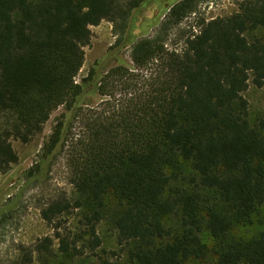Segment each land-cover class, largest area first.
Returning <instances> with one entry per match:
<instances>
[{"label":"trees","instance_id":"16d2710c","mask_svg":"<svg viewBox=\"0 0 264 264\" xmlns=\"http://www.w3.org/2000/svg\"><path fill=\"white\" fill-rule=\"evenodd\" d=\"M195 5L173 7L162 30ZM117 6L0 0V173L19 163L13 143H31L64 107L26 179L45 183L65 152L76 193L46 200L39 215L53 234L20 244L2 263L114 264L97 252L98 228L113 210L126 253L116 264H264V230L232 236L255 219L264 228V119L251 123L244 95L250 83L264 86V0H244L232 15L203 22L181 52L169 50L161 32L134 45L133 67L102 75L94 67L77 82L91 27L113 18ZM93 90L102 102L82 106ZM19 199L0 208V225Z\"/></svg>","mask_w":264,"mask_h":264},{"label":"rangeland","instance_id":"374dc122","mask_svg":"<svg viewBox=\"0 0 264 264\" xmlns=\"http://www.w3.org/2000/svg\"><path fill=\"white\" fill-rule=\"evenodd\" d=\"M134 0H117V13L113 18L103 20L99 25L91 27V42L85 48V62L76 81L81 83L91 69L98 67L99 75L105 74L119 64L133 67L132 49L136 43L144 39H152L161 32L165 45L169 50L181 52L188 37L200 31L203 22L215 18L226 17L235 13L244 0H195L192 12L179 24H170L163 31V24L170 22L173 7L183 0H152L141 9H133ZM245 97L249 102V119L252 124L264 119V86L256 87L250 83ZM102 97L96 90L84 96L82 106H98ZM65 108L61 107L51 115L44 125L43 131L31 143L14 142V149L19 155V163L7 173H0V208L9 200L20 197L13 212L0 225V264L10 258L20 244H29L33 239L44 235H52L51 227L40 219V207L55 196L75 198L76 193L70 184V171L65 152L59 154L53 162L49 178L45 183L28 184L26 173L38 162L44 144L52 134L53 128ZM184 171L188 170L184 167ZM183 182L173 184L180 187ZM61 197V198H62ZM255 219L253 224L238 226L232 231L235 238H247L259 235L264 228ZM117 220L114 211L110 210L106 220L98 228L102 240L97 250L101 259H112L118 263L119 256L125 257V252L117 241ZM204 241L211 247L212 242L204 235ZM210 256L213 258V254ZM71 264H100L98 258L81 259ZM188 264H208L207 259L191 260Z\"/></svg>","mask_w":264,"mask_h":264}]
</instances>
